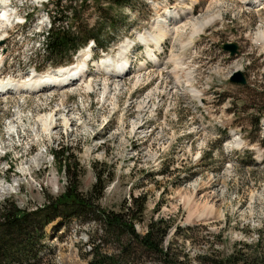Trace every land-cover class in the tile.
<instances>
[{"label": "rangeland", "instance_id": "374dc122", "mask_svg": "<svg viewBox=\"0 0 264 264\" xmlns=\"http://www.w3.org/2000/svg\"><path fill=\"white\" fill-rule=\"evenodd\" d=\"M0 2V83L13 89L0 94V203L33 209L72 180L89 195L100 174L99 206L138 218L141 236L158 224L171 264H264V0H131L103 18L87 0L82 25L105 48L75 55L70 83L35 92L12 84L58 74L41 50L52 0ZM45 235L43 264L132 242L94 213ZM137 249L134 264H162Z\"/></svg>", "mask_w": 264, "mask_h": 264}, {"label": "trees", "instance_id": "16d2710c", "mask_svg": "<svg viewBox=\"0 0 264 264\" xmlns=\"http://www.w3.org/2000/svg\"><path fill=\"white\" fill-rule=\"evenodd\" d=\"M91 1L100 18L109 17L112 7L124 8L131 5V0ZM86 2L87 0H52L53 8L47 10L50 27L41 35V50L50 66L70 64L77 52L90 41L97 49L105 48L100 40L101 34H92L91 30L88 31L82 25ZM52 156L58 160V152H53ZM96 178L98 182L94 183L89 195H82L78 182L72 180L63 193L55 197L47 196L41 206L33 209L20 208L13 201L0 203V264H43L45 228L57 219L79 217L82 213H94L107 233L112 234L117 242H121L124 236L132 241L127 242L126 247L116 255L92 252L93 257L88 264H134V250H139L137 248L158 254L162 264H171L168 262L166 248L162 246L166 233L160 231L156 224V229L149 226L141 236L134 229L138 218L101 208L98 201L105 186L100 182V174ZM141 210L143 212L144 208Z\"/></svg>", "mask_w": 264, "mask_h": 264}, {"label": "bare ground", "instance_id": "6f19581e", "mask_svg": "<svg viewBox=\"0 0 264 264\" xmlns=\"http://www.w3.org/2000/svg\"><path fill=\"white\" fill-rule=\"evenodd\" d=\"M36 1H39V2H45V1H47V0H36ZM1 3V2H0ZM259 39V40H258ZM256 40H258V41H261V43H262V45H260V46H263L264 47V34H260V35H258L257 36V39ZM163 41V38H161V40L159 41V44L161 43ZM257 41V42H258ZM88 48V46H86V47H84L83 49H81L78 53H80L82 50H88L87 49ZM78 53H77V55H78ZM76 57V56H75ZM111 61V60H110ZM113 61V60H112ZM119 61V60H118ZM117 63H119V62H117ZM73 64H75V63H73ZM72 64V65H73ZM114 64V63H113ZM72 65H69L70 67H68V68H66L67 66H63V67H65V68H63V67H58V68H56L57 69V71L58 72H56V73H58V74H56V75H58V77L59 78H55V73H54V71H52L51 73H46V74H44V73H42V74H44V75H39V76H29L27 79H29L27 82H22V83H15V84H12V85H20V86H22L21 88H20V90L21 91H25V92H35V91H37V90H40V87H42L43 86V88H52L53 86H51L52 84L55 86V84H57V83H61V82H66V83H70L72 80H73V77L72 76H74V74L78 71V66L76 65V66H72ZM123 65V64H122ZM120 65V64H116L114 67H119V68H121V69H123V68H125V67H127L126 65ZM111 66V65H110ZM143 66H144V64H143ZM113 69V68H112ZM121 69H117V71L115 72L116 73V75H122L121 74V71H123V70H121ZM107 70V69H106ZM121 70V71H120ZM127 71V69H125L124 70V72H126ZM79 72V71H78ZM61 78V79H60ZM26 79V80H27ZM55 79H56V81H55ZM59 79V80H58ZM57 82V83H56ZM10 83H12V82H10ZM9 84H5V83H3V82H1L0 83V90H2V91H4V93L5 92H10L11 91V89H9L10 87L8 86ZM58 85V84H57ZM27 86H31V88L29 89V87H27ZM59 86V85H58ZM61 86V85H60ZM64 86V85H63ZM57 87V86H56ZM14 88L16 89V90H19L18 88H17V86H14ZM53 88H55V87H53ZM45 90V89H44ZM4 93H2V94H4ZM1 94V93H0Z\"/></svg>", "mask_w": 264, "mask_h": 264}, {"label": "water", "instance_id": "95a60500", "mask_svg": "<svg viewBox=\"0 0 264 264\" xmlns=\"http://www.w3.org/2000/svg\"><path fill=\"white\" fill-rule=\"evenodd\" d=\"M223 50L225 52H229V54L231 56H233L237 53V47L234 44H225L223 46ZM231 82L235 83V84L242 85V86L246 84V80H245L244 75L239 71H237L233 74V77L231 78Z\"/></svg>", "mask_w": 264, "mask_h": 264}]
</instances>
